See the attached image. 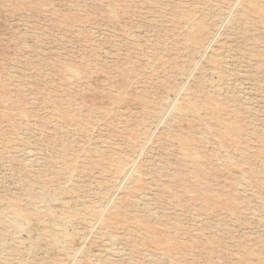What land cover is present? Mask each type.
<instances>
[{"label":"rangeland","instance_id":"1","mask_svg":"<svg viewBox=\"0 0 264 264\" xmlns=\"http://www.w3.org/2000/svg\"><path fill=\"white\" fill-rule=\"evenodd\" d=\"M0 264H264V0H0Z\"/></svg>","mask_w":264,"mask_h":264},{"label":"bare ground","instance_id":"2","mask_svg":"<svg viewBox=\"0 0 264 264\" xmlns=\"http://www.w3.org/2000/svg\"><path fill=\"white\" fill-rule=\"evenodd\" d=\"M73 72H74V70H73ZM73 72H72V73H73ZM177 93H178V92H177ZM176 107H177V106H176ZM171 115H172V114H171ZM125 170H126V169H125ZM125 170H124V171H125ZM136 174H137V173H136ZM123 175H124V174H123ZM242 178H243V177H242ZM119 179H120V178H119ZM100 214H101V213H100ZM4 215H5V214H4ZM16 223H17V222H16ZM64 225H65V224H64ZM64 232H66V231H64ZM66 234H67V233H66ZM66 234H65V235H66ZM65 237H66V236H65ZM52 238H53V237H52ZM60 245H61V244H60ZM62 246H63V245H62ZM63 247H64V246H63ZM75 251H76V250H75ZM76 259H77V258H76Z\"/></svg>","mask_w":264,"mask_h":264}]
</instances>
